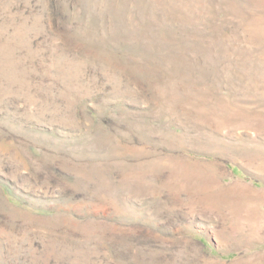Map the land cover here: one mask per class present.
I'll return each instance as SVG.
<instances>
[{"label":"rangeland","instance_id":"obj_1","mask_svg":"<svg viewBox=\"0 0 264 264\" xmlns=\"http://www.w3.org/2000/svg\"><path fill=\"white\" fill-rule=\"evenodd\" d=\"M0 264H264V0H0Z\"/></svg>","mask_w":264,"mask_h":264}]
</instances>
